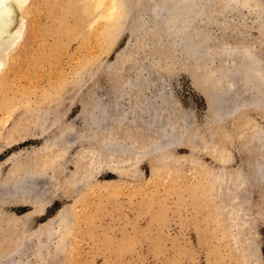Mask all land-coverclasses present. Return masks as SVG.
I'll return each mask as SVG.
<instances>
[{
	"label": "rangeland",
	"instance_id": "rangeland-1",
	"mask_svg": "<svg viewBox=\"0 0 264 264\" xmlns=\"http://www.w3.org/2000/svg\"><path fill=\"white\" fill-rule=\"evenodd\" d=\"M11 1L10 31L22 17L25 26L2 57L25 50L0 89V264H264V198L225 206L212 173L217 153L247 161L253 126L264 129L262 111L225 115L218 73L226 42L264 55V16L211 0L186 28L177 22L190 9L178 16L168 2L162 17L161 0ZM142 97L148 124L157 105L167 133L188 124L179 144L162 148L150 125L125 131ZM109 121L132 150L116 153L113 170L108 131L90 130ZM31 173L22 189L15 180Z\"/></svg>",
	"mask_w": 264,
	"mask_h": 264
},
{
	"label": "bare ground",
	"instance_id": "bare-ground-1",
	"mask_svg": "<svg viewBox=\"0 0 264 264\" xmlns=\"http://www.w3.org/2000/svg\"><path fill=\"white\" fill-rule=\"evenodd\" d=\"M14 1L19 6V7L17 6L19 9L24 10L25 4L28 0H14ZM238 1L239 0H233L232 1L233 3L230 1L231 3L227 2L226 4L227 5L230 4L231 8L235 9V8H238L239 5H243L242 2H244L246 4V7H248L249 13H252L254 15L256 14L259 17L264 16L263 15L264 14V0H240L239 2ZM11 2H12L11 0H0V89H2V87H4L9 82V80H10L9 74L12 73L11 69L13 68L15 63L18 61L19 57H21L20 56L21 52H24V50H25V48H23V47L18 49V51H16V53L14 52L15 53L14 55L12 54L13 56L10 58V61H7L8 59L6 60V58H8V57H5V56L2 57L5 53H7L5 51H8L10 46L12 47L14 45V44H11V42L12 41L16 42V38L19 36V34H21V31L23 30V28L25 26V23H24L25 20H24V17H22L23 19L21 20L22 22L20 24H18L19 26H17V28H15L14 30L10 31L9 28H10L11 23H12V14H13V9H12L13 3L11 4ZM168 2L171 3L173 10H175L174 12H176V14H178V16H179V13L181 14L182 9H185V8L190 9L189 11L186 12V14H188L187 15L188 17H186V18H188L187 21L184 20L183 18H180V19L178 18L177 26L182 25V23H183V25H186V28H187V26L189 28H192L193 23H194L193 21H191L194 18L192 16V14L194 15L195 12L198 14H199V12H202V11H199V8H203L207 5H209V2H211V0H161V1H157L156 4L154 3L156 5L154 7V12L156 11V12H158V14H160V16L164 17L165 14L168 12L167 11L165 13V8L167 7ZM228 8H229V6H228ZM166 9H168V8H166ZM30 10H31V7H30ZM25 13H24V15H25ZM203 15L204 14L200 13L197 16H198V18L205 17ZM160 16H159V18H160ZM195 17H196V15H195ZM175 21H177V20H175ZM185 21H186V23L184 24ZM175 24H176V22H175ZM183 29H182V31H183ZM206 29L207 28H205V30ZM260 29L264 30L263 25H260ZM193 30H194V28H193ZM193 30H192V34L194 32ZM206 33L209 34V32H206ZM263 34H264V32H263ZM188 36L191 38V34L190 35L188 34ZM186 38H185V41H186ZM17 39H20V38L18 37ZM176 40H178V38H176ZM196 40H198V38ZM262 41L264 42V39H262ZM262 41H261L260 45L263 44ZM191 42H192V39H191ZM196 43H198V42H196ZM235 43H236V44H234L235 46L231 47L229 42H226L224 44V46L222 47V51H219L220 54L223 53V55H222V58H223L222 59V67L218 73H220L219 80L221 79L220 81L221 82L223 81V86H224V91H225L224 92L225 96L223 94L222 95L225 97V99L227 98L226 103L225 104L223 103L225 105V107L223 106L225 108L224 109L225 115L230 116L231 114H233V111L235 113H239V114H243V115L247 114L249 111L260 112V114H261V111L264 112V57H263L264 55H262L263 53H261V51L257 47V44H255L254 42L237 41ZM6 49H8V50H6ZM194 51H196V50H194ZM5 55H7V54H5ZM191 55H192V53H191ZM193 55H194V53H193ZM196 55H197V53H196ZM196 57H198V56H196ZM249 61L251 62V64L247 65L246 62L250 63ZM211 62L212 61L210 59L208 69L210 66V70L215 71L214 67L213 66L211 67V65H210ZM243 65L248 66L247 67L248 70H246L247 71L246 74H245V72L242 71ZM9 71H11V73H9ZM138 72H140V71H138ZM241 76H243V78H244L243 81H244V83H246V87H245V89L243 88V90L242 89L240 90V86L242 84V82H241L242 80L240 81ZM233 94H235V97H234V99H231V98H233L232 97ZM142 99H143V97L140 98L139 100H137L138 103L137 104L135 103V105H134V106L137 105L136 108L139 109L138 111H136V108L134 107V108H131L129 112H125L126 118H127V114H128V119H126L125 122L122 121V122H124V125H125V131L131 130L132 127L136 126L137 129L139 130V133H140V132H142L144 127H146L147 125H150L151 127L153 126V128L156 130V131L154 130L153 132H159L160 135H163L164 140L162 139L163 140V143L161 144L162 148H164L166 146L174 145V144H179L182 141L180 139H182V137L185 134L186 126L189 127L188 124H186V125L184 124L182 126V128L184 127L183 128L184 130L182 129L184 132H181V131L177 132L176 130L171 129V131L169 130V133H167L165 131L166 125L164 124L165 123L164 119L162 120V116H161L163 109L158 107V105L155 108H153L152 106L155 105L154 104L155 102L153 103L152 101H148V102H150L149 106L152 107L151 110H150V108H149V110H150L151 115H153V117H155V118L153 120L151 119V121H150L151 124H148V121L144 120V117H143L144 113H146L148 111L146 106H145L147 101L145 99L144 100H142ZM157 100L159 102L161 100L160 97L158 96V93H157L154 101H157ZM244 105H246V106L244 107ZM135 112H138L139 114H136ZM171 118L172 117H170V119H166V118L165 119L167 121V120H171ZM171 121H172V126H173L174 125L173 123L175 121H173V120H171ZM171 121H169V122H171ZM113 123L114 122H112V124H111L110 121L106 122V123L104 122V123H102L101 126H98L99 124L97 123V125H96V123H95L90 128V130L94 134L99 132L100 130H102V131L107 130L108 131L107 135H108V137L110 136L109 140L111 143L110 144L106 143L104 145H106L105 147L106 148L108 147V149H109L108 150L109 154H107V156H108L107 159H108V168H110V169L113 168V167H111L112 166L111 164L114 163V162L112 163V161L115 160L116 153L120 152L123 155V157H126V158L132 153L130 146L127 145V144H129V142H127L128 140L126 138L123 139L124 141L121 139L124 142L122 144L120 143L121 141L117 139L118 135H117L115 127L113 126ZM253 128H255L258 132L257 137H254L253 139L247 140L246 143H247L248 147H252L251 146L252 143H257L258 146H257V148H255L256 150H254V151H253V148L249 149L250 155L248 157V160L245 161L243 164H241L239 166H231V164L234 162V158H233V156L231 157L224 152L217 153L214 157L215 161L219 164V169L212 172L214 175L215 182L218 183V185L222 188V191H224V195L227 196V197H225V199L230 201L227 204H224L225 206L241 207L242 205H246L247 203L249 204L250 201L252 200V196L257 191H259V194L261 193L260 194L261 198H264V129H261V127L257 128L256 126L255 127L253 126ZM172 130H174V132ZM92 136L94 138V136H96V135H92ZM12 140H13L12 142L18 143V142H23L24 139L22 140L21 137L18 136L17 138H14ZM133 140H131V141L134 142ZM140 146H141V148H139V149H141V150L139 151V154L145 153L144 143H143V145H140ZM161 146L159 145V147H161ZM95 155L96 154L93 150L92 156H95ZM31 175H32V173L30 174V176H26V178L28 177V179H26L25 181H21L23 179V178H21L20 180H15V182L18 185H20L22 187V189L26 190L27 187L30 188L29 185H31V182L33 183L32 180L35 181V179H33V177H35L36 175L35 176L34 175L31 176ZM34 184L35 183H33V185ZM32 186H31V188H32ZM32 189H34V188H32ZM27 193H28V191H27ZM44 201H46V200H44ZM228 212H230V210H228Z\"/></svg>",
	"mask_w": 264,
	"mask_h": 264
},
{
	"label": "water",
	"instance_id": "water-1",
	"mask_svg": "<svg viewBox=\"0 0 264 264\" xmlns=\"http://www.w3.org/2000/svg\"><path fill=\"white\" fill-rule=\"evenodd\" d=\"M216 94H218V93H216ZM218 102H220L219 104L221 105V103H222V98H219V99H218ZM219 104H218V105H219Z\"/></svg>",
	"mask_w": 264,
	"mask_h": 264
}]
</instances>
